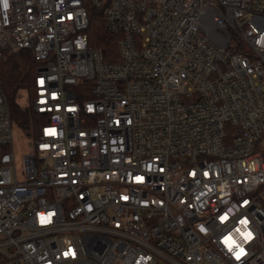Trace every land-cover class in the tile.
<instances>
[{"label":"built area","instance_id":"built-area-1","mask_svg":"<svg viewBox=\"0 0 264 264\" xmlns=\"http://www.w3.org/2000/svg\"><path fill=\"white\" fill-rule=\"evenodd\" d=\"M21 49L47 120L18 171L0 87V264H264V0H0Z\"/></svg>","mask_w":264,"mask_h":264},{"label":"trees","instance_id":"trees-1","mask_svg":"<svg viewBox=\"0 0 264 264\" xmlns=\"http://www.w3.org/2000/svg\"><path fill=\"white\" fill-rule=\"evenodd\" d=\"M87 10L89 25L86 33L89 44L102 51L105 61H118L116 49L118 35L104 25L103 8L90 5ZM36 66L37 62L28 49H21L15 53L4 51L0 56V87L8 104L10 117L24 133L32 138L37 135L40 127L47 120L44 113H38L32 109ZM21 89L27 90L28 93V102L23 106L17 102V93ZM82 98H86V96H82ZM261 141L262 138L257 142L259 149ZM6 149L7 146L1 145L0 154ZM261 153L264 159V149ZM262 229L264 235V226Z\"/></svg>","mask_w":264,"mask_h":264},{"label":"rangeland","instance_id":"rangeland-1","mask_svg":"<svg viewBox=\"0 0 264 264\" xmlns=\"http://www.w3.org/2000/svg\"><path fill=\"white\" fill-rule=\"evenodd\" d=\"M17 102L23 106L28 102L27 90H19L17 93ZM13 147L15 153L17 170H21V155L24 151L29 150L32 144V137L24 133L15 123L12 125ZM261 151L264 149V138L260 142Z\"/></svg>","mask_w":264,"mask_h":264},{"label":"snow or ice","instance_id":"snow-or-ice-1","mask_svg":"<svg viewBox=\"0 0 264 264\" xmlns=\"http://www.w3.org/2000/svg\"><path fill=\"white\" fill-rule=\"evenodd\" d=\"M6 3H7V0H3V5L4 6H5ZM41 83H42V81H41ZM46 131H52V130H46ZM136 179L137 180H142L143 178L142 177H137ZM245 203H247V202H245ZM221 219H223V217ZM241 223H244V221H241ZM66 255H67V253H66ZM237 259H239V257H237Z\"/></svg>","mask_w":264,"mask_h":264},{"label":"clouds","instance_id":"clouds-1","mask_svg":"<svg viewBox=\"0 0 264 264\" xmlns=\"http://www.w3.org/2000/svg\"><path fill=\"white\" fill-rule=\"evenodd\" d=\"M143 259V258H142ZM147 259H150V257L149 258H147ZM137 264H139V261L137 262Z\"/></svg>","mask_w":264,"mask_h":264}]
</instances>
